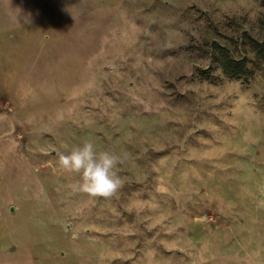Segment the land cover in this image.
I'll return each mask as SVG.
<instances>
[{
  "label": "rangeland",
  "instance_id": "obj_1",
  "mask_svg": "<svg viewBox=\"0 0 264 264\" xmlns=\"http://www.w3.org/2000/svg\"><path fill=\"white\" fill-rule=\"evenodd\" d=\"M0 264H264V0H0Z\"/></svg>",
  "mask_w": 264,
  "mask_h": 264
},
{
  "label": "clouds",
  "instance_id": "obj_2",
  "mask_svg": "<svg viewBox=\"0 0 264 264\" xmlns=\"http://www.w3.org/2000/svg\"><path fill=\"white\" fill-rule=\"evenodd\" d=\"M59 170L79 178L69 185L73 192L89 197L110 199L122 187L123 181L115 171L121 159L107 150L98 151L95 144L85 140L70 153L56 152Z\"/></svg>",
  "mask_w": 264,
  "mask_h": 264
},
{
  "label": "trees",
  "instance_id": "obj_3",
  "mask_svg": "<svg viewBox=\"0 0 264 264\" xmlns=\"http://www.w3.org/2000/svg\"><path fill=\"white\" fill-rule=\"evenodd\" d=\"M213 52L217 54L213 56L214 62L219 66L222 74L231 79H239L242 81H246L249 78V72L244 68L243 62L236 60L232 57L227 49L216 48L212 49Z\"/></svg>",
  "mask_w": 264,
  "mask_h": 264
}]
</instances>
